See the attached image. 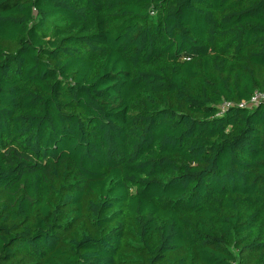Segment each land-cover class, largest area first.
I'll use <instances>...</instances> for the list:
<instances>
[{"label": "trees", "instance_id": "16d2710c", "mask_svg": "<svg viewBox=\"0 0 264 264\" xmlns=\"http://www.w3.org/2000/svg\"><path fill=\"white\" fill-rule=\"evenodd\" d=\"M257 94L264 0H0V264H264Z\"/></svg>", "mask_w": 264, "mask_h": 264}, {"label": "built area", "instance_id": "2783aa9c", "mask_svg": "<svg viewBox=\"0 0 264 264\" xmlns=\"http://www.w3.org/2000/svg\"><path fill=\"white\" fill-rule=\"evenodd\" d=\"M261 101H264V95L257 94L255 96V98L253 99L252 104H256V103L261 102ZM224 106H228V105L225 104ZM224 108H226V107H224Z\"/></svg>", "mask_w": 264, "mask_h": 264}]
</instances>
